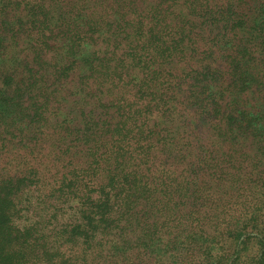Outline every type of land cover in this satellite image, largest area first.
Wrapping results in <instances>:
<instances>
[{"label":"trees","instance_id":"1","mask_svg":"<svg viewBox=\"0 0 264 264\" xmlns=\"http://www.w3.org/2000/svg\"><path fill=\"white\" fill-rule=\"evenodd\" d=\"M263 128L264 0H0V264L40 261L14 222L29 188L82 193L46 264H160L88 240L118 186L145 197L162 250L195 255L198 236L264 264V152L236 144Z\"/></svg>","mask_w":264,"mask_h":264},{"label":"rangeland","instance_id":"2","mask_svg":"<svg viewBox=\"0 0 264 264\" xmlns=\"http://www.w3.org/2000/svg\"><path fill=\"white\" fill-rule=\"evenodd\" d=\"M249 110V108H247ZM224 129H222L223 131ZM213 138L219 136L218 130H210ZM264 135V128L259 133ZM209 135L208 137H212ZM237 147L244 152L249 150L257 151L259 154L264 152V136L254 138H246L242 135L236 140ZM59 188H39V191L45 193H53L52 198L47 199L41 196L39 191L34 188H29L30 200H27L24 205L30 208L29 213L22 212L20 216L14 219L16 225L22 228L25 225L34 227L37 232L39 241L30 244V247H35L29 251L31 257H38L40 261L36 264H46V260L52 257L59 245L63 241H69V233L76 226L83 224L79 218L78 212L80 209L77 196L82 195L79 191L70 196L59 194ZM134 188H111L104 193H110L112 198L109 207L113 209L111 218L105 221V225L94 224V234L89 233L88 240L97 244L101 241L104 247L105 254L109 257H115L118 262L131 257L135 261L139 259L151 258L157 256L160 264H181L189 257V264H233L231 258L219 261L216 255L223 254L219 249H213V257H207L206 249L210 243H204L203 240L195 236L190 240V247L194 251L191 256L188 251L187 255H183L184 259L178 256V248L175 244L170 243L166 250H162L159 245V237L156 229L157 220L150 218L151 212L142 209L147 205L145 197L141 192L133 190ZM98 193H93L92 201H97ZM27 196H25L26 198ZM84 200H87L86 198ZM130 211L127 212L126 208ZM83 228L80 227L78 233H81ZM76 242H80L79 236L75 237ZM142 250L145 251L143 255ZM236 252H239L236 250ZM250 256H255L256 253L251 251ZM54 257H52L53 259ZM151 261V260H150ZM153 261V260H152ZM182 261V262H181Z\"/></svg>","mask_w":264,"mask_h":264}]
</instances>
